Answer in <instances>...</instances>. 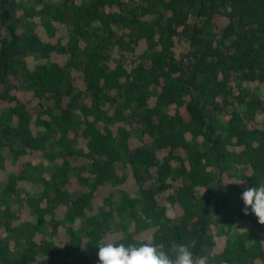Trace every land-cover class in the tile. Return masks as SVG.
I'll list each match as a JSON object with an SVG mask.
<instances>
[{"label":"trees","instance_id":"16d2710c","mask_svg":"<svg viewBox=\"0 0 264 264\" xmlns=\"http://www.w3.org/2000/svg\"><path fill=\"white\" fill-rule=\"evenodd\" d=\"M0 17V264H99L101 239L264 264L241 198L264 184V0H0Z\"/></svg>","mask_w":264,"mask_h":264},{"label":"clouds","instance_id":"9594fccd","mask_svg":"<svg viewBox=\"0 0 264 264\" xmlns=\"http://www.w3.org/2000/svg\"><path fill=\"white\" fill-rule=\"evenodd\" d=\"M241 198L245 205L244 215H248L251 209L258 222L264 225V184L246 189ZM166 215L172 216L171 206ZM97 247L99 264H196L192 251L183 244L174 246V257L149 243L125 246L123 243L116 245L101 239Z\"/></svg>","mask_w":264,"mask_h":264},{"label":"rangeland","instance_id":"374dc122","mask_svg":"<svg viewBox=\"0 0 264 264\" xmlns=\"http://www.w3.org/2000/svg\"><path fill=\"white\" fill-rule=\"evenodd\" d=\"M34 3L33 1H30V3ZM0 25H1V17H0ZM139 211V208H135L134 210H132L131 212H130V214H136L137 212Z\"/></svg>","mask_w":264,"mask_h":264},{"label":"water","instance_id":"95a60500","mask_svg":"<svg viewBox=\"0 0 264 264\" xmlns=\"http://www.w3.org/2000/svg\"><path fill=\"white\" fill-rule=\"evenodd\" d=\"M4 16H6V17L8 16V12H7V11H5V14H4Z\"/></svg>","mask_w":264,"mask_h":264}]
</instances>
